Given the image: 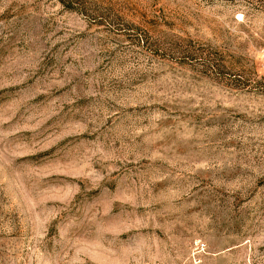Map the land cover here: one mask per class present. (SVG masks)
I'll list each match as a JSON object with an SVG mask.
<instances>
[{"label":"rangeland","instance_id":"1","mask_svg":"<svg viewBox=\"0 0 264 264\" xmlns=\"http://www.w3.org/2000/svg\"><path fill=\"white\" fill-rule=\"evenodd\" d=\"M0 264H264V0H0Z\"/></svg>","mask_w":264,"mask_h":264}]
</instances>
